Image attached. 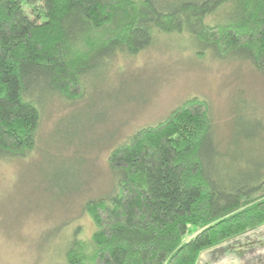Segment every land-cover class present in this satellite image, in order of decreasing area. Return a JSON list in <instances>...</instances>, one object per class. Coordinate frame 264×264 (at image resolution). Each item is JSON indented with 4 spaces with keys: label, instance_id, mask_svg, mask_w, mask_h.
Listing matches in <instances>:
<instances>
[{
    "label": "trees",
    "instance_id": "trees-1",
    "mask_svg": "<svg viewBox=\"0 0 264 264\" xmlns=\"http://www.w3.org/2000/svg\"><path fill=\"white\" fill-rule=\"evenodd\" d=\"M185 33L264 74V0H0V158L33 154L52 98L76 101L118 55ZM222 151L199 99L137 132L111 152L115 190L87 203L95 231L72 240L66 264H197L263 227L264 169L244 174Z\"/></svg>",
    "mask_w": 264,
    "mask_h": 264
},
{
    "label": "rangeland",
    "instance_id": "rangeland-1",
    "mask_svg": "<svg viewBox=\"0 0 264 264\" xmlns=\"http://www.w3.org/2000/svg\"><path fill=\"white\" fill-rule=\"evenodd\" d=\"M187 1L156 0L164 8ZM196 99L208 103L236 169L262 174L264 74L215 56L188 33L160 34L148 49L120 54L87 77L78 100L52 98L26 160L0 158V264H66L72 240L95 231L87 203L115 190L111 152Z\"/></svg>",
    "mask_w": 264,
    "mask_h": 264
},
{
    "label": "crops",
    "instance_id": "crops-1",
    "mask_svg": "<svg viewBox=\"0 0 264 264\" xmlns=\"http://www.w3.org/2000/svg\"><path fill=\"white\" fill-rule=\"evenodd\" d=\"M197 264H264V226L203 251Z\"/></svg>",
    "mask_w": 264,
    "mask_h": 264
}]
</instances>
